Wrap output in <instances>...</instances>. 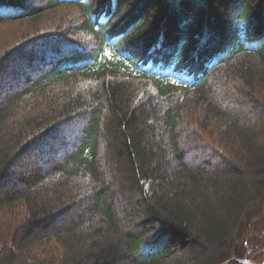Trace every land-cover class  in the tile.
<instances>
[{"label":"trees","instance_id":"16d2710c","mask_svg":"<svg viewBox=\"0 0 264 264\" xmlns=\"http://www.w3.org/2000/svg\"><path fill=\"white\" fill-rule=\"evenodd\" d=\"M65 6L77 7V32L95 44L45 56L32 78L22 73L21 93L0 105V212L23 199L32 205L28 235L51 232L67 239L66 251L59 262L32 261L24 236L0 241V264L264 263V0H0V27ZM57 34L56 43L69 44ZM29 35L0 53L1 96L10 62L46 39ZM213 79L235 108L216 109ZM139 80L165 100L194 94L184 105L216 119L215 156L191 151L204 162L189 165L178 153L193 138L184 108L136 99ZM80 115L79 144L53 171L60 179L91 178L88 205L80 220L42 230L70 216L73 204L53 197L52 186L29 204L43 178L20 162ZM118 213L131 227L118 230Z\"/></svg>","mask_w":264,"mask_h":264},{"label":"rangeland","instance_id":"374dc122","mask_svg":"<svg viewBox=\"0 0 264 264\" xmlns=\"http://www.w3.org/2000/svg\"><path fill=\"white\" fill-rule=\"evenodd\" d=\"M79 14L76 6H65L60 7L54 11L46 13L44 16L38 20H25L22 22H15L10 24H4L0 27V53L9 50L11 48L18 47L23 42L27 40L30 36L29 34L34 33L35 31L39 32L42 39L39 41H31L27 47L33 50L29 54H25L19 59L10 62V67L13 72L11 78H9V84L3 85L2 91L3 95L0 97V105H2L3 100H6L8 97H15L21 93V88L24 85V78L22 73L25 74V77L33 76V72L41 67L40 62L42 58H47L49 60L51 56L50 53H55L56 50L59 53L72 55L77 52L85 53L90 51L94 47V40L88 34H79L77 32L79 26ZM63 33L67 35V43H56V40L52 38L57 33ZM52 37V38H51ZM40 38V39H41ZM39 40V39H37ZM43 41V42H41ZM34 42V43H33ZM44 42L51 44L42 45ZM55 43V45H54ZM35 53V54H34ZM37 57L38 59L32 61V56ZM29 69L26 71V69ZM23 79V80H22ZM88 83L81 84L86 86ZM133 88L135 92L136 99L144 98L149 99L152 102L158 103L161 108H175L182 107L184 108L185 123L187 128L190 130L191 137L188 141H185L180 145V153L182 156L186 157V162L192 166H199L204 162V156H194L190 157L191 151L200 150L207 151V154L215 156V152L218 151V130L216 128V119L205 118L202 114V111L198 109V106L191 105V108H194L193 112L190 107L184 105V103H191L194 98V94H177L174 95L171 99L165 100L161 98L158 94L157 89L151 85L147 80H139L133 83ZM210 90L215 91V96L219 100V104L216 106V109L220 111L226 109L225 105H229V108H235V105L231 103L229 95H226V90H223L222 87L217 84V79L211 80ZM53 94L54 92L51 91ZM225 94V95H224ZM226 101L223 104L222 101ZM222 102V103H221ZM86 125V119L80 115V117L75 118L73 121L67 125L59 127L57 130L51 131L47 137L42 139L40 143H37L29 152L25 158L22 159L20 164L22 168L31 167L32 171L38 173V176L43 178L41 184L37 187L36 192L38 195L28 197L26 201L30 204L31 199H37L38 196L42 198L44 195H47V192L53 187V197L61 201L64 198H68L69 203L73 204L70 216L61 218L62 220H53L49 224H44L42 230H48L54 224L58 226H65L69 223L70 220H80V216L83 214L84 209L88 205V199L91 195L90 190L92 188V179L88 177H78L74 179L63 178L60 179L53 171L54 166L61 162L66 155L75 151L78 146L79 138L82 135L84 126ZM105 144L103 143V146ZM172 151V150H171ZM173 152L174 151L173 148ZM204 167V166H203ZM212 167L215 168V162L212 163ZM17 173H21L19 169L16 170ZM15 175L14 177H16ZM14 180V179H13ZM52 182V183H51ZM40 183V182H39ZM52 186V187H51ZM51 196V198H52ZM75 196V197H70ZM83 196V197H82ZM82 197L81 203L78 198ZM88 200V201H87ZM52 207L53 204L49 203ZM30 205L29 207H31ZM23 199L14 202L10 208L7 210H2L0 212V241H7L12 243L14 240H20L25 236V242L27 243L25 254L30 260H40V261H57L59 262L62 256L65 253L64 242L61 243V239L54 237L51 232L44 231L47 235L36 236L37 233H32L28 235V230L25 226L26 221L29 219V208ZM80 207V208H79ZM78 218V219H77ZM123 218H125L123 216ZM122 217L118 213V230L122 228L131 227L129 221H122ZM69 229V228H68ZM67 229V230H68ZM42 232V231H41ZM65 233V232H64ZM41 234V233H40ZM43 234V233H42Z\"/></svg>","mask_w":264,"mask_h":264},{"label":"water","instance_id":"95a60500","mask_svg":"<svg viewBox=\"0 0 264 264\" xmlns=\"http://www.w3.org/2000/svg\"><path fill=\"white\" fill-rule=\"evenodd\" d=\"M264 264V263H263Z\"/></svg>","mask_w":264,"mask_h":264}]
</instances>
